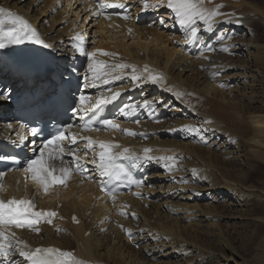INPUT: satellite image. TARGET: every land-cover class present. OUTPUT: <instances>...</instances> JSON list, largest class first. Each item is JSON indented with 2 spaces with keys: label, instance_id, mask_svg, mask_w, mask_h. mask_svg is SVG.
I'll list each match as a JSON object with an SVG mask.
<instances>
[{
  "label": "bare ground",
  "instance_id": "obj_1",
  "mask_svg": "<svg viewBox=\"0 0 264 264\" xmlns=\"http://www.w3.org/2000/svg\"><path fill=\"white\" fill-rule=\"evenodd\" d=\"M37 1L42 3L43 9H33L30 15V7ZM130 1L133 2L130 4ZM100 2L0 0V7L22 16L37 30L56 56L57 73L63 78L68 73L80 76L88 100L95 102L97 98L116 92L127 93L129 98L123 108L136 94L140 95L136 106L146 117L145 121L134 125L120 122L121 130L105 126L94 135L80 133L78 116H74L73 132L118 144L114 153L127 148L143 156V149L148 148L152 150L149 155L154 158L174 157V160L140 161L141 171L149 173L145 180L147 186L115 200L98 193L96 186L102 176L96 169L97 177L93 182L82 180V173L74 172L72 181L65 187L50 189L47 194L42 189L38 191L24 185L16 173L0 177L3 189L0 199L7 201L25 196L35 208L57 213L40 222L39 232L30 234L10 229L15 233L14 247L9 260L5 262L0 258V264H26L17 249L31 251L47 245L71 251L85 264H207L215 259L214 255L194 245V239L215 237L225 245V240L210 229L213 227L211 220L226 218H235L242 222L240 226L252 224L256 245L252 259L226 246L229 257L223 264H264V236L259 234L264 228V216L255 215V207L250 206L254 202L264 207V188H257L248 181L249 175L264 168V44H260L252 30L254 23L264 27V7L250 5L247 0H204V7L208 9L222 5L219 12L223 15L214 18L211 30L203 22L196 21L197 38L187 42L184 29L167 7V0L153 9H145L144 4H140L139 11L134 9L135 0H108L123 3L124 11L119 7L100 8ZM130 11L133 13L129 14ZM41 14H47V19L42 21ZM149 15H155L159 26L164 23L165 30L177 32V36L172 34V38L160 33V29L142 26ZM88 20H92L93 35L100 40L84 48ZM59 24L63 25L59 27ZM49 31L55 37L50 36ZM78 34L82 40L76 39ZM221 36L224 38L218 39ZM170 39L173 40L169 42ZM193 43H196L195 51L191 52ZM204 46L205 52H196ZM41 47L24 42L0 48V97L8 94L7 99H0V154L7 145L31 148L28 137L11 124L8 113L10 99L17 98V92L24 87L19 88L20 81L13 77L11 61L16 56L31 58ZM78 48H83L85 53L94 52V60L109 66L124 64L129 67L113 73L121 75L122 79L109 84L98 80L93 87L83 79L86 74L91 77L90 62ZM225 48L227 51L223 50ZM101 52L114 55H101ZM84 60L87 64L85 62L80 70L79 62ZM133 66L141 77L135 82L131 80ZM144 66L153 75L162 77V81L153 83L147 79ZM107 86L109 88L105 89ZM98 88L101 90L93 93ZM146 102L148 107H138ZM156 114H163L164 119L148 123ZM123 129L138 135H125ZM19 134H23V142ZM72 147L80 148L78 153L84 156L85 144ZM65 156V164L74 167L72 157ZM92 156L93 153H89L86 157L89 162L84 163L85 168L94 166L90 162ZM219 157L231 170L220 174L210 169L211 161L217 162ZM54 163L60 166L59 160ZM211 171L216 180L208 177ZM197 183L198 190L192 187ZM122 212L125 214H120ZM72 215L78 217L79 222H74ZM201 228L206 230L201 231Z\"/></svg>",
  "mask_w": 264,
  "mask_h": 264
},
{
  "label": "snow or ice",
  "instance_id": "obj_2",
  "mask_svg": "<svg viewBox=\"0 0 264 264\" xmlns=\"http://www.w3.org/2000/svg\"><path fill=\"white\" fill-rule=\"evenodd\" d=\"M163 0H157L155 4L149 5L147 0H142L145 9L149 6L155 8L161 6ZM100 8L112 7V8H124L123 3H110L108 0H101L99 4ZM167 7L174 14L175 21L181 25L185 31V40L187 42H192L197 38L198 28L196 26V21H201L205 24L208 30H211L214 18L223 13L219 12V8L222 5H217L215 8L208 9L204 7V0H167ZM128 17H124L127 19ZM163 23V20L161 21ZM131 31V30H129ZM224 37H218V39H223ZM77 40H82L83 37L79 34L76 37ZM24 42H30L37 45H42L44 48L51 47L46 44L40 37L36 29H34L31 24L24 19L22 16L16 14L11 10L4 9L0 7V48H5L8 45H18ZM227 51V49H223ZM78 51L82 55H87L89 60L88 71L91 73V77L87 74L83 79L90 83L91 86H96V81L101 80L104 84H109L115 80H120L123 77L121 75H113L119 70H122L128 65L116 64L107 65L103 61H96L93 59L95 56L94 52L85 53L83 48H78ZM101 55H114L112 53L101 52ZM144 73H148L147 79L151 80L153 83L162 81V77L158 75H152L147 66H144ZM131 80L133 82L139 80L140 75L136 74V69L132 67ZM223 86V85H221ZM171 90V89H169ZM110 91V90H109ZM180 96V93H176ZM119 96V93H113L111 96H102L97 98L95 102L88 100L85 96L81 95L78 98V104L72 109L73 115L79 116L83 121L85 117H92L106 104L115 100ZM8 94L5 93L0 99H7ZM146 102L138 107H148ZM127 109V111H126ZM137 110L135 105H125L120 109L121 113L128 116ZM92 114L89 116V114ZM138 123V121H137ZM205 123H211V121H205ZM102 124L104 126L110 127L114 130H121L120 125L114 120H103ZM9 128L12 127L11 124L8 125ZM25 125L21 124L20 128L23 129ZM73 125L67 124L59 127L54 133H50L48 138L42 140L38 152L36 148H33V156L27 158L25 162L24 172L26 174L25 179H30L35 185L42 189L46 194L49 190L56 185L66 186V182L71 178L73 172L84 173L87 169L84 167V163L89 162L86 160L89 152L93 153L91 158V163L95 165V169L99 172L102 177L112 178L116 176L119 177L120 173L127 175L128 170L125 169L123 165L116 163L117 159H126L131 162L132 167H137L140 161L148 162L153 159H163L168 161H173L174 157H159L154 158L149 153L151 149H143V156H137L130 152L129 149L124 148L119 153H114L113 149L119 148L118 144H114L106 141H96L91 137L81 136L77 132H73ZM189 127V126H185ZM99 131L100 129H93L91 125L85 122L82 126L81 131ZM189 130L191 128L189 127ZM125 135L136 136L137 133L129 130H122ZM31 134L36 136L37 130L31 129ZM20 142L24 141L23 134H19ZM78 140L86 141L84 147V156L79 155L78 149L73 148L72 145H76ZM99 151H96V149ZM65 155H70L72 157L71 165H66L63 157ZM0 159L14 160V157H0ZM60 161V166L57 168L55 161ZM171 166L169 167L170 170ZM0 175H3L0 173ZM140 182H137L139 185ZM0 190L2 186H0ZM103 190V188H102ZM111 198L115 200V196L109 193ZM124 215L125 213H120ZM56 212L48 211H36L35 204L28 199H8L7 201L0 199V258H3L7 262L12 254L13 250V238L15 236L14 232L10 229L13 227L18 229H29L31 231L39 232V228L36 227L42 220L50 217H55ZM134 215V214H133ZM73 221L76 218L73 217ZM51 223V219L47 220ZM59 231V229H57ZM19 255L24 258L27 264H85L84 261L75 257L74 253L71 251L60 250L53 247L48 248H36L31 251H25L23 249H17Z\"/></svg>",
  "mask_w": 264,
  "mask_h": 264
},
{
  "label": "rangeland",
  "instance_id": "obj_3",
  "mask_svg": "<svg viewBox=\"0 0 264 264\" xmlns=\"http://www.w3.org/2000/svg\"><path fill=\"white\" fill-rule=\"evenodd\" d=\"M147 1H148L147 3H149V1H151L150 2L151 4L156 2V0L155 1L154 0H147ZM26 2H27V0H26ZM132 2L130 1V4ZM247 2H249L250 5H253L256 7H264V1H261V0H247ZM40 3H41L40 1H37L30 7V12H29L30 15H33V9L34 10H38L39 8L43 9V6L41 5L42 3L41 4ZM135 3H134V5H135L134 9L136 8V10L138 9L137 11H139L141 9L140 4H143L142 0H135ZM150 3H149V5H151ZM149 7L148 8L151 9V6H149ZM126 9H128V7H126ZM152 9H153V7H152ZM263 11H264V9H263ZM132 13H133V11H130L129 14H132ZM46 15L47 14H43V15L41 14V16H42L41 19H43L42 21H44V19H47V18H45ZM80 16H82V15H80ZM94 18H95V16H94ZM144 19H145L144 20L145 24L142 26L146 27L147 25H149V26H147L148 28L152 27V28L157 29V30L160 29L159 30L160 33H164L165 35L168 34V36H170V37H172L171 36L172 34H174V36H177V32H170V31H168V29H166L167 30L166 31L164 23H163L162 27L159 26V24L155 18V15H154V17H151L149 15ZM63 20H66V19H63ZM90 21L91 22H89V20H88L86 22V25L87 24L88 25L85 26V29H87V36L84 37L85 38L84 42L86 43V44H84V48L85 47L87 48L88 46L91 47L92 44H94L100 40L98 36L93 35L94 28L90 27L92 24V20H90ZM59 25H60L59 27H61L63 24H59ZM59 27H57V28H59ZM252 30L258 36V40H259L260 44H264V27L262 25H260L259 23H254L252 25ZM49 32H50L49 33L50 36L55 37V34H53L51 31H49ZM171 40H173V39H170L169 42ZM85 62L87 64V61H85V60L83 62H81V63H84L82 68H84ZM219 159H217L218 160L217 162L211 161V163L209 165L210 169H213L214 171H216L218 173L220 172V174H223L225 170H231V167L230 168L228 167L226 161H224L225 163H223L221 157H219ZM208 177L213 179V180H216L212 171L209 173ZM248 181L253 186H256L257 188L263 189L264 188V168H262L261 171H259V172L256 171L253 174L249 175ZM192 187L194 189H197V190L200 189L198 183L195 185H192ZM250 206L255 207V209L253 211V213L255 215L264 216V207L263 206H258L256 204H254V202H251ZM162 214H163V217H166V214L164 212H162ZM233 216L236 217V214H233ZM211 223H213V227L210 230H213L218 235H220V237L225 240L226 244L223 245V244L219 243L215 237L208 239V238H204L202 236H197L194 239V241H196L195 244L193 243L194 245H196L200 249L203 248L202 250L206 251L207 253L210 252L211 256H212V254L214 255L215 261L212 259V261L208 262L207 264H223V260L229 257V251L225 249L226 246H228L235 253H237L238 255H240L244 258L252 259L254 257V248L256 245V234L254 232V227L252 226V224L248 225V226H244V225L240 226L239 224H242V222L236 221L235 218L219 219V220H216L215 222H213L211 220ZM204 230H206V229L201 228V231H204ZM180 233H182L184 235L189 234V232H184V233L180 232ZM259 234L261 236L262 235L264 236V228H262V230L259 232Z\"/></svg>",
  "mask_w": 264,
  "mask_h": 264
}]
</instances>
